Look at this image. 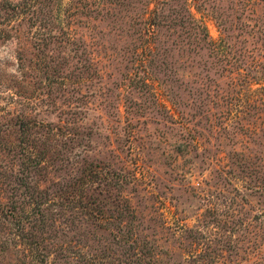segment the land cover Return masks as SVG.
Segmentation results:
<instances>
[{
    "label": "rangeland",
    "instance_id": "1",
    "mask_svg": "<svg viewBox=\"0 0 264 264\" xmlns=\"http://www.w3.org/2000/svg\"><path fill=\"white\" fill-rule=\"evenodd\" d=\"M33 10L0 16V215L47 219L1 217L0 264H264V0Z\"/></svg>",
    "mask_w": 264,
    "mask_h": 264
},
{
    "label": "trees",
    "instance_id": "2",
    "mask_svg": "<svg viewBox=\"0 0 264 264\" xmlns=\"http://www.w3.org/2000/svg\"><path fill=\"white\" fill-rule=\"evenodd\" d=\"M50 2L51 0H17V1L0 0V16H2L3 18L2 22L4 23L9 22L11 18L13 17L16 18V17L22 16L23 14L30 13V12H32L31 14H34V13L36 14V11L33 9L34 7L37 8L38 6V8L40 9V12L37 11V15L35 17H32L35 20L39 15H44L45 11L50 5ZM14 188L15 187H13V189ZM31 203L33 204V207L32 209H30V211L22 210V208H20L19 210L17 209L15 210L16 207L13 208V210L5 209L8 211L5 216L7 215L13 216L16 214L18 217V222L23 223L22 225H18L17 227L20 230H25V227H26L25 225H28L30 226L29 228H31V227H36V226L45 224L47 215L46 213L44 214V212L42 211V206L44 203H46V200H44V198H35L34 200H32ZM1 210L2 211H1L0 218L1 217L4 218L5 217L4 208ZM22 242H23V239H22ZM28 243L29 241H27V238H26V241H24V244H28ZM32 245H29L27 247L28 250L31 249V251L33 252L32 257L34 259H37L39 263L43 262L45 264L46 254L42 253L41 250L38 251L39 246L35 242H32Z\"/></svg>",
    "mask_w": 264,
    "mask_h": 264
}]
</instances>
